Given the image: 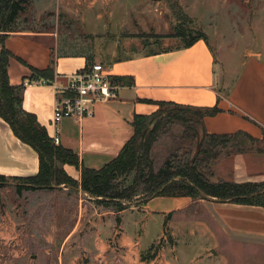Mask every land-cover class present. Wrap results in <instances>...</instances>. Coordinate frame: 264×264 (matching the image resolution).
I'll return each mask as SVG.
<instances>
[{
	"label": "crops",
	"instance_id": "crops-1",
	"mask_svg": "<svg viewBox=\"0 0 264 264\" xmlns=\"http://www.w3.org/2000/svg\"><path fill=\"white\" fill-rule=\"evenodd\" d=\"M53 37L49 32L21 30L5 40V48L13 56L8 65L9 82L13 86L24 84L22 108L36 117L50 139L54 136L51 119L55 101L51 82L64 83V77L81 71L88 63L100 62L116 87L115 97L93 104L90 116L60 122L58 145L71 150L79 162L77 168L62 166L68 177L79 183L81 167L98 170L105 166L132 138L135 117H148L157 113L161 104H174L217 108L215 115L203 118L201 131L238 136L231 146L218 150V157L211 163L212 183L264 182V153L256 146L264 131V53L247 54L239 69L231 74L219 69L207 39L153 54L102 58L94 49L68 47L76 51L60 52ZM171 39L180 43L179 39ZM48 68L52 69L51 80H31L32 69ZM38 166L37 153L17 139L0 118V175L33 177ZM199 212L208 218L207 223L199 218ZM121 215L120 225L114 218L113 223L109 220L96 227L99 231L94 240L101 256L109 249L104 240L106 233L129 253L142 252L143 263L166 259L165 248L182 232L197 236L200 248L212 253L213 249L223 248V244L264 250V209L258 206L209 197H154ZM147 232L155 236L144 244ZM160 240L161 244H156Z\"/></svg>",
	"mask_w": 264,
	"mask_h": 264
},
{
	"label": "rangeland",
	"instance_id": "rangeland-1",
	"mask_svg": "<svg viewBox=\"0 0 264 264\" xmlns=\"http://www.w3.org/2000/svg\"><path fill=\"white\" fill-rule=\"evenodd\" d=\"M29 1L28 11L19 18L18 31L52 33L60 52L76 51L68 47L94 49L104 58L170 50L180 43L165 37L179 26L187 35L203 33L219 69L231 74L239 69L247 54L264 53V0ZM184 133L177 124H169L160 132L150 151L155 169L172 154L181 157L188 150ZM4 177L0 180V264H223V257L226 264H264L263 249L245 250L223 244V248L213 249L212 253L200 248L197 236L184 232L165 248L166 259L143 263L142 252L129 253L107 233L104 240L109 249L101 256L94 240L99 231L96 227L109 220L113 223L114 218L120 225L121 213L137 207L143 195L133 196L129 204L123 200L122 206L128 208L117 211L98 204L96 198L75 185L76 181L72 185L50 182L38 187ZM117 179L119 188L128 187L134 174ZM17 188H21L20 193ZM199 214L207 223L204 213ZM209 226L214 230L210 223ZM154 236L147 232L144 244Z\"/></svg>",
	"mask_w": 264,
	"mask_h": 264
},
{
	"label": "trees",
	"instance_id": "trees-1",
	"mask_svg": "<svg viewBox=\"0 0 264 264\" xmlns=\"http://www.w3.org/2000/svg\"><path fill=\"white\" fill-rule=\"evenodd\" d=\"M29 0H0V118L9 126L13 134L22 143L32 148L38 155V172L33 177L17 178L35 186L74 184L62 170L67 164L79 167L78 157L68 149L55 145L48 137L34 115L22 108V91L24 84L13 86L9 82L8 65L12 54L5 48V40L19 32L18 21L29 8ZM165 38L180 40L182 47H189L197 40L206 37L203 33L192 36L174 28V33ZM162 52V51H161ZM153 54V53H150ZM88 63L87 66H89ZM52 69L37 71L32 69L31 80L42 78L51 80ZM217 108L195 109L174 104H161L154 115L135 117L132 138L125 144L119 154L98 170L81 167L80 182L75 183L98 204L112 206L117 211L126 210L123 200L131 203L133 196L143 195L140 202L154 197H189L193 200L209 197L223 202L240 205L258 206L264 209V182L260 183H212L211 163L218 157L219 149L234 136H215L201 131L203 118L213 116ZM169 124L184 128V137L189 141V148L182 156L171 155L160 167L155 169L150 158L153 143L160 132ZM254 144L253 142L251 143ZM259 152L264 153L263 139L256 143ZM184 157V158H182ZM56 164L61 166L58 168ZM134 174V180L128 187L119 188L117 178L124 174ZM0 180H5L0 175ZM21 188H17L20 193ZM32 189V188H31ZM162 240L159 241L160 245Z\"/></svg>",
	"mask_w": 264,
	"mask_h": 264
},
{
	"label": "built area",
	"instance_id": "built-area-1",
	"mask_svg": "<svg viewBox=\"0 0 264 264\" xmlns=\"http://www.w3.org/2000/svg\"><path fill=\"white\" fill-rule=\"evenodd\" d=\"M64 79V83L57 80L51 82L55 91L51 119L54 136L51 140L55 145L59 144L58 126L63 119L90 116L93 104L115 97L116 91L107 68L101 63H93Z\"/></svg>",
	"mask_w": 264,
	"mask_h": 264
},
{
	"label": "water",
	"instance_id": "water-1",
	"mask_svg": "<svg viewBox=\"0 0 264 264\" xmlns=\"http://www.w3.org/2000/svg\"><path fill=\"white\" fill-rule=\"evenodd\" d=\"M154 1H161V0H154Z\"/></svg>",
	"mask_w": 264,
	"mask_h": 264
}]
</instances>
